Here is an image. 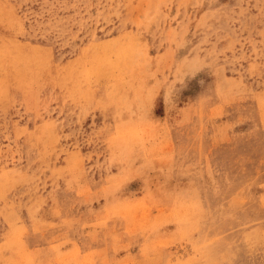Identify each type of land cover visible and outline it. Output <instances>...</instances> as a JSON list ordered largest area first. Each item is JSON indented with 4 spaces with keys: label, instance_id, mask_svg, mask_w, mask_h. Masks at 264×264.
<instances>
[{
    "label": "rangeland",
    "instance_id": "obj_1",
    "mask_svg": "<svg viewBox=\"0 0 264 264\" xmlns=\"http://www.w3.org/2000/svg\"><path fill=\"white\" fill-rule=\"evenodd\" d=\"M0 264H264V0H0Z\"/></svg>",
    "mask_w": 264,
    "mask_h": 264
},
{
    "label": "bare ground",
    "instance_id": "obj_2",
    "mask_svg": "<svg viewBox=\"0 0 264 264\" xmlns=\"http://www.w3.org/2000/svg\"><path fill=\"white\" fill-rule=\"evenodd\" d=\"M3 186H4V184H3ZM3 194V193H2ZM21 194V193H20ZM19 199V198H18Z\"/></svg>",
    "mask_w": 264,
    "mask_h": 264
}]
</instances>
